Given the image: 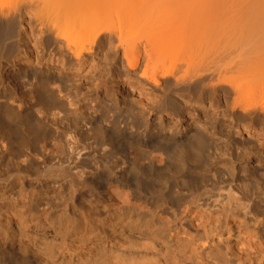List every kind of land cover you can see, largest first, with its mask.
I'll use <instances>...</instances> for the list:
<instances>
[{
    "label": "bare ground",
    "instance_id": "1",
    "mask_svg": "<svg viewBox=\"0 0 264 264\" xmlns=\"http://www.w3.org/2000/svg\"><path fill=\"white\" fill-rule=\"evenodd\" d=\"M33 25L42 42L37 60L60 58L63 69L96 48L122 50L128 73L143 65L139 75L157 90L148 106L162 101L177 121L187 114L196 124L170 132L139 130L142 123L120 128L97 109L69 101L63 70L31 91L35 104H14L5 84L23 72L4 75V60L15 64L16 55L1 52L0 264H264L257 172L247 183L232 163L200 191L191 179L218 142L225 147L216 146L220 156L236 152L227 162H264L257 145L233 144L242 141L240 132L255 136L264 123L257 99L264 93V0H0V28L16 27L17 42ZM66 99L70 120L101 133L103 148L119 155L113 166L85 170L86 147L71 122L62 146L77 158L51 170L47 159H57L56 151L35 147L44 140L45 119L34 106ZM202 113L209 115L205 124ZM222 124L237 136L220 134ZM13 156V168H1ZM36 156L42 168L34 173ZM46 175L63 180L57 203L45 196Z\"/></svg>",
    "mask_w": 264,
    "mask_h": 264
},
{
    "label": "rangeland",
    "instance_id": "2",
    "mask_svg": "<svg viewBox=\"0 0 264 264\" xmlns=\"http://www.w3.org/2000/svg\"><path fill=\"white\" fill-rule=\"evenodd\" d=\"M10 28L11 29H8L5 26L0 28V53L2 52L5 56L16 55L15 64L5 62L4 60V67L1 66L4 75L7 76L11 71L15 70L23 72L20 77L10 79L6 81L5 84V87H8L7 89L9 90L11 102L14 104L20 102L29 105L32 102L35 104L36 97H33V99L31 98V91L37 89V87H41L44 82L43 79L51 76L50 73L59 75L60 71L63 70L64 76L62 77H64V83L67 86L64 93H67L69 96V101L73 98L75 102H79L78 104L84 105L85 108L91 107L97 109L102 119L108 122H116L117 125H120V128L128 126L135 130L137 127L136 125L142 123L139 130L146 129L148 132H151L162 127L170 132L172 129H184L192 123L196 124L195 120L189 118L187 114H184V121H177L176 117L171 114V110L166 109L167 103L163 104L162 101L153 106H148V104L157 99V90L153 88L154 85L152 83L145 81L143 77L139 75L143 65H141L135 73H128V66L122 50H120L118 54H115L112 49L101 51L96 48L91 53L85 55L86 58L81 64L75 62V64H71L70 66L68 64L62 69V60L60 58L54 57L53 61H51V58L47 56H42V58L38 56L37 60L36 47H41L42 42L38 39L39 36H37L36 25L32 27V29H34L33 32H31L32 29L30 27L27 28V30L22 33L19 42H17V28ZM261 31L264 33L263 29ZM30 33L33 35L31 36ZM262 36L261 38H263ZM42 49L43 48H41V50ZM45 49L47 52L53 51L51 47ZM27 50H31L33 55H29V53L26 52ZM0 61L3 62L1 58ZM50 66L53 68L50 69ZM40 74L43 78L40 77ZM112 85H116L117 90L113 91ZM5 87L1 86L0 89L6 90ZM245 92L249 94L251 90L247 89ZM262 93L259 94L257 99L260 101L263 100L261 104L264 105V93ZM174 97L177 99L176 95H174ZM49 102L50 100L46 102L48 104L47 107L41 105V109L36 105V107L34 106L35 111L41 113L39 116L45 119L43 120L45 122L43 129V133H45L44 140L39 141L43 138H38L39 140H36L37 143L35 147L49 145V147L56 151L57 159H47V164L51 166V170H56V173L63 171L64 167L67 166L72 159L77 158H69L66 149L62 146L64 135L71 122H73L75 132L80 134L82 142L86 147V150L82 152L87 155L83 162V167L86 171L93 172L99 164H101V168H104V166L106 167L108 164L111 166L115 164V160H117L119 155L116 154L111 156L109 152L110 148H103L101 145L103 142L101 133L97 134L93 129L88 132L83 131L84 125L82 122L74 117L70 120V116L73 114L67 104V99L60 103H58L59 101ZM76 108L77 106H74L72 111ZM221 109L222 108H220V110ZM199 118L203 120L202 124H205L206 121H208L207 118H209V115L202 113ZM202 124H199V126ZM219 126L220 134H224L230 130L232 137L237 136L235 128L232 129L225 126V124ZM256 129L258 133L255 136L246 135L244 133L242 135L240 132L238 136L242 137V141L233 142L234 146L240 145V147H247L255 144L264 151V123L257 124ZM217 144H212L210 147L212 153V155H210L211 157L209 156L200 162V166H197L194 173L191 175L193 183H196L195 185L198 186V191L202 190L204 187H210L215 179L213 175L217 174L221 176V174H224L226 170L224 168H226L227 165H236L238 168V179H243L247 183L250 181V179H247L252 172H257L256 178L259 184L261 183L263 185L260 184V191L261 197L264 200V162L257 163L255 159H251L250 164L245 160L236 163V159L232 160V162L230 160L227 162L226 159H230V153L236 154V152H233V149L230 148V151L228 149V155L220 156V154L216 152V146L222 149H225V147L221 142ZM12 158H14V156L2 160L3 164L1 168H7V166L13 168L14 164ZM102 164L104 166H102ZM41 168L42 158H38L37 156L34 157L33 163L31 162V171L36 173V171L39 172ZM120 169L121 165L115 170L120 171ZM45 177L44 179L39 178L47 182L45 196L53 198L54 203L59 202L60 198L65 194V188L62 187L63 180L49 175ZM27 178L32 182L38 177L34 174ZM262 205L261 209L264 210V203H262Z\"/></svg>",
    "mask_w": 264,
    "mask_h": 264
}]
</instances>
